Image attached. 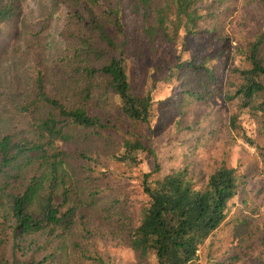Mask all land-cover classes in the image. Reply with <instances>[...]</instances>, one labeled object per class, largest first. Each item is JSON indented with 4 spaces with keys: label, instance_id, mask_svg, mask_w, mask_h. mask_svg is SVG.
<instances>
[{
    "label": "trees",
    "instance_id": "16d2710c",
    "mask_svg": "<svg viewBox=\"0 0 264 264\" xmlns=\"http://www.w3.org/2000/svg\"><path fill=\"white\" fill-rule=\"evenodd\" d=\"M231 1L46 0L39 28L27 32L29 39L19 50L21 57L27 51L32 58L27 81L19 83L16 72L7 78L0 72V264H107L91 240L101 231L114 234L109 228L116 227L121 234L114 240L140 259L197 264L199 248L224 222L229 202L245 183L239 165L223 161L199 177L188 162L164 174L156 164L141 174L134 218L126 193L104 188L99 178L92 179V170L91 183L86 182L92 188L85 191L80 175L90 160L102 157L129 165L142 162V136L130 130L131 124L122 129L115 123L123 114L129 122L150 127L154 118L152 88H131L129 60L141 57L144 48L155 55L159 46L198 34L225 40L215 20ZM259 1L263 27L238 48L242 60L229 66L222 96L226 103L235 102L228 131L255 148L243 118L264 122V0ZM60 6H65L61 32L74 45L53 70L41 67L40 45L42 30ZM20 7V0H0V28L19 19ZM19 35L16 27L13 36ZM186 73L215 83L206 58L198 63L178 59L163 80ZM176 89L185 100L210 98L207 87L185 89L182 82ZM96 94H110L100 111ZM6 120L15 123L8 128ZM181 121L179 128H189Z\"/></svg>",
    "mask_w": 264,
    "mask_h": 264
},
{
    "label": "rangeland",
    "instance_id": "374dc122",
    "mask_svg": "<svg viewBox=\"0 0 264 264\" xmlns=\"http://www.w3.org/2000/svg\"><path fill=\"white\" fill-rule=\"evenodd\" d=\"M20 4L19 19L0 28V72L5 78L16 72L19 83L27 81L32 67L30 53L26 51L21 57L19 50L29 39L27 32L39 28L46 0H20ZM229 6L227 11L223 7L219 9L215 20L222 25L225 40L198 34L189 36L184 43L159 46L155 55L144 48L141 57L129 60L131 88L135 91L152 88L154 118L150 127L129 122L123 114L116 117L115 123L122 129H126L127 123L131 124L130 130L142 136L146 148L140 155L142 162L129 165L102 157L96 163L86 162V170L80 177L85 191L92 188V184H86L91 183L88 170H92V179L99 178L104 188L114 186L126 193L134 218L142 196L141 174L152 171L156 164L164 174L188 162L199 177H204L214 164L223 161L239 165L238 171L245 183L229 202L224 222L199 248L197 264H264V122L250 115L244 116L243 127L257 142L258 148L248 145L225 126L235 102L226 103L222 98L229 79V66L242 60L238 48L244 47L263 27V8L259 0H232ZM64 12L65 6H60L42 30L41 67L54 70L56 63L60 64L61 59L64 61L74 45L61 32ZM123 21L128 27L132 24L128 17ZM16 27L20 29V35L15 39ZM204 58L214 69V85L208 83L204 75L192 73L183 74L178 80L176 77L171 81L163 80L167 69L178 59H193L198 63ZM225 58H228L226 63ZM182 82L185 89L207 87L209 100H185L176 89ZM96 96L99 111L100 106L107 107L110 103V94ZM180 107L185 108L184 113H179ZM179 118H182L181 126L187 124L189 128H179ZM14 123L6 120L5 125L10 128ZM0 130L4 131L2 126ZM78 162L77 159L72 161L74 165ZM117 229L109 228L110 232L115 230L114 234H101L99 230V234L92 236V247L107 260V264H155L152 257L140 259L131 248L118 244L113 238L121 234Z\"/></svg>",
    "mask_w": 264,
    "mask_h": 264
}]
</instances>
